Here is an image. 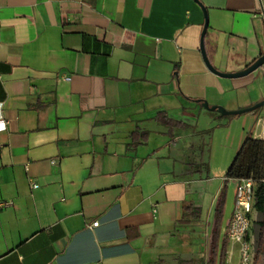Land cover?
Here are the masks:
<instances>
[{"label": "crops", "instance_id": "obj_1", "mask_svg": "<svg viewBox=\"0 0 264 264\" xmlns=\"http://www.w3.org/2000/svg\"><path fill=\"white\" fill-rule=\"evenodd\" d=\"M198 1L0 0V264H208L194 212L214 213L234 123L197 101L264 92L212 73L201 35L208 18L210 62L240 72L264 54V9Z\"/></svg>", "mask_w": 264, "mask_h": 264}, {"label": "rangeland", "instance_id": "obj_2", "mask_svg": "<svg viewBox=\"0 0 264 264\" xmlns=\"http://www.w3.org/2000/svg\"><path fill=\"white\" fill-rule=\"evenodd\" d=\"M252 77L250 78L251 83L248 81V83L246 85H244L241 89L243 94H249L250 92H252L255 96L258 93H262L264 92V72L262 69L258 70L257 72L244 77V78H240L238 80L241 79H245L248 77ZM228 81H235V79H230ZM247 81V80H244ZM257 104V103H256ZM254 106V105H252ZM251 106V107H252ZM225 108V107H224ZM250 107H246V108H242V109H236V110H230L225 108L228 111H239V110H243V109H247ZM264 110V109H263ZM215 115H217V117L219 118L218 121H228V123H230V121H233V126L228 125V127L223 129V134L225 136H228V142L227 145H224L226 143H222L220 144L219 147H217L215 149V157H216V161L220 163H222L223 165L227 166L225 168H228L229 165L233 162V160L235 159L236 155L238 154L244 139L246 138V136L248 134H252L253 136H258L260 135L262 129H263V125L260 123L258 124L256 121V117L254 114L252 113H247L238 117H233V116H227V117H220V114H218L217 112H213ZM231 135V138L234 140L235 146L232 145V141L231 139H229V136ZM224 138V136H223ZM226 146V148H224ZM227 170V169H225ZM226 171L221 174L219 173H214L211 174L210 176L213 178L214 180V190L216 192V190H220L222 187V178H224L226 176ZM206 176V172L205 175ZM235 184L231 183L228 184V190L226 193V204H225V214L223 217V223H222V237L223 235H225V230L227 227V224L233 214L234 211V205H235V201H234V193H235ZM215 194V193H213ZM214 196V195H213ZM231 206V207H230ZM262 215L260 214V212L258 210H255L252 214V224H251V229L249 232V241L251 243H253V247H254V256H253V261L252 264H264V251L261 254L259 260L257 262H255V256H256V246H257V239H258V233H259V226H258V222L261 220ZM214 219H215V209H214V213H212V216L209 214V208L205 210H203L202 212V221H203V225L205 226H209V224H213L214 223ZM212 227V225H211ZM206 245V242H205ZM197 264H200V260L197 259L196 261ZM203 264H205V261H203ZM228 264H242L241 263V253H240V245L239 244H230V256H229V260H228Z\"/></svg>", "mask_w": 264, "mask_h": 264}, {"label": "trees", "instance_id": "obj_3", "mask_svg": "<svg viewBox=\"0 0 264 264\" xmlns=\"http://www.w3.org/2000/svg\"><path fill=\"white\" fill-rule=\"evenodd\" d=\"M243 179H252L255 182L254 211L258 210L262 215L261 220L258 222L259 233L255 262L259 260L264 251V139H257L252 134H248L229 167L224 177L223 187L217 196L215 219L209 237L208 264H228L231 242L226 234L222 237L226 193L228 183L231 180L239 181ZM194 214L197 216L196 219L199 220L202 215V209L197 208ZM247 240H249V235Z\"/></svg>", "mask_w": 264, "mask_h": 264}, {"label": "built area", "instance_id": "obj_4", "mask_svg": "<svg viewBox=\"0 0 264 264\" xmlns=\"http://www.w3.org/2000/svg\"><path fill=\"white\" fill-rule=\"evenodd\" d=\"M261 4L264 9L262 0ZM262 70L264 71V67ZM103 101L104 99H96V102L98 103H102ZM259 122L264 125V121ZM5 128L6 122L0 120V131L5 130ZM53 163H55V161H53ZM33 187L34 189H37L39 186L34 185ZM11 204L12 203H2L0 204V208L8 207ZM254 205L255 182L252 179L237 181L234 211L227 224L225 234L229 237L231 244L240 245L242 264H252L253 261L254 247L253 243L247 240V236L249 235L251 229ZM98 225L99 222L93 224L94 227H97Z\"/></svg>", "mask_w": 264, "mask_h": 264}, {"label": "water", "instance_id": "obj_5", "mask_svg": "<svg viewBox=\"0 0 264 264\" xmlns=\"http://www.w3.org/2000/svg\"><path fill=\"white\" fill-rule=\"evenodd\" d=\"M199 3L198 0H195ZM200 4V3H199ZM206 13V11H205ZM207 16V13H206ZM209 27V23H208V18L206 19V23L204 26V30L202 32L201 35V52L204 58V61L208 67V69L214 73L215 75L221 77V78H225V79H239V78H244L247 77L255 72H257L258 70L262 69L264 67V54L261 55L258 59H256L252 64H250L246 69L237 72V73H223L220 72L219 70H217L212 63L209 60V57L207 55L206 52V48H205V37L207 34V30ZM198 103H201L202 106L204 108H206L208 111L211 112H218L222 117H227V116H233V117H238L247 113H255L258 110H263L264 109V100L260 101L259 103L255 104L254 106L247 108V109H243V110H239V111H228L226 110L224 107L222 106H210L209 103L207 101L204 100H198Z\"/></svg>", "mask_w": 264, "mask_h": 264}]
</instances>
